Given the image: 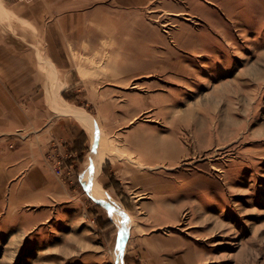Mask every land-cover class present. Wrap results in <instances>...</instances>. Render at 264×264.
<instances>
[{
  "label": "rangeland",
  "instance_id": "374dc122",
  "mask_svg": "<svg viewBox=\"0 0 264 264\" xmlns=\"http://www.w3.org/2000/svg\"><path fill=\"white\" fill-rule=\"evenodd\" d=\"M6 1L43 4L32 29L39 41L46 25L73 31L79 19L102 40L79 55L86 62L79 76L45 69L37 54V69L0 70L14 82L34 85L36 77L41 84L30 91L16 87L28 91L20 110L37 121L44 111L71 119L76 134L68 136L81 147L69 154L70 144L62 150L63 142L48 140L50 128L37 133L39 154L68 193L21 206L14 218L0 215V264H264V20L230 7L222 24L174 0ZM2 24L12 29V20ZM188 30L199 32L205 52L178 48L174 32ZM123 52L134 63L125 73L115 64ZM137 69L143 74H128ZM16 137L28 139L8 138ZM99 148L112 153L95 166ZM112 164L123 168L120 178Z\"/></svg>",
  "mask_w": 264,
  "mask_h": 264
},
{
  "label": "crops",
  "instance_id": "0c3cea01",
  "mask_svg": "<svg viewBox=\"0 0 264 264\" xmlns=\"http://www.w3.org/2000/svg\"><path fill=\"white\" fill-rule=\"evenodd\" d=\"M123 1L125 4L128 2V6H133V4L144 5L153 0ZM208 2L215 3L216 5ZM174 3L181 7L188 5V11L192 14H195L196 9L204 10L212 16V19L214 18L222 24V12L228 15L230 7H235L238 14L250 15L252 13L253 17L250 19L253 21L257 20L258 23L264 20V0H174ZM42 5L38 3L22 4L18 1L7 2L6 0H0V23L4 24L11 20L13 22L12 29L9 31H7V25L3 29L0 28V70L6 67L7 63L15 65V69L19 70L29 69L30 71L31 69H37L38 67L35 65L31 67L32 64H35L32 61L33 58L31 59V55L37 54L40 55L39 60L41 63L43 61L45 69L48 68L50 70L51 66H53L57 71L75 70L77 76H79L78 71L86 69V62L81 60L79 55H83L84 57L86 53L91 51V48H95L96 46L100 48L102 40L100 30L95 27L93 31H90V29L85 30L84 21L80 19L77 22V29L73 31L59 29L52 23V28H49L50 25L45 26L44 34L40 35L41 40L39 41L38 33H35L32 29H35V24L39 21L36 12ZM250 5L253 6V11L246 9ZM216 7H220V9L218 10ZM173 11L179 14L183 13L181 9H174ZM216 14H220L222 17L217 18L215 17ZM112 18L111 15L108 17L109 24L112 22ZM224 20L226 21L225 18ZM114 21H117V19ZM205 21H210V18H207ZM97 22L100 23V20H97ZM121 31L123 32V30ZM121 31L120 33H122ZM124 35L126 36V34ZM210 35L208 38L212 39ZM113 36L112 34V38ZM69 38L72 40H62ZM200 38L199 32L195 30L174 32L175 44L186 53L205 52L207 46L202 44ZM146 39L148 40V35ZM149 42L154 48L153 41L149 39ZM72 53H76L78 57L76 60L70 61L68 56ZM42 54L48 56L43 58ZM58 54H64L67 61L62 62L61 58L54 57V55ZM127 58L123 52L122 57L120 56L115 61L117 68L123 70V73L132 69L134 65ZM7 68L10 67L7 66ZM140 72L141 70L137 69L135 72L128 74L130 76L143 74ZM3 78H0V215L4 214L8 216L11 214L14 218L21 206L27 204L39 205L43 202L38 200H44V203H48L50 198H57L63 195V192L68 193L66 181L54 173L52 165L46 160L45 153L44 155L39 154V152L43 153V149L41 148L40 150L36 146V142L41 140L39 135L42 133H37L41 132L44 128H50L49 132L51 135L48 140L52 142L53 140H58L57 142H53L54 144L63 142V146L61 147L60 145L62 150H67L68 146L66 143L70 144L71 149L66 151L69 154L71 151L72 154L74 153L78 156L81 147L74 134L72 138L68 136V131L69 133L71 131L76 134V127L71 119L69 121V119L64 117V120L59 118L54 121L52 114L48 112L47 115L46 111H44L43 118L37 121L33 119L31 111L20 110V106H22L19 101L20 96L26 93L27 89H23L20 92V89L16 87H21V85L24 87L29 86L28 90L30 91L33 86L41 84L37 82L36 77L30 74V78L35 82L34 85H32L27 77L26 79L25 77H21L25 80L22 82L19 80L14 82L12 79ZM47 81L45 77L43 86L46 85ZM21 130L25 133L17 132ZM15 133H19L20 138L23 136V140L28 139L23 142L18 137H16L15 141L9 140L8 137ZM31 134H34L35 138ZM69 162L68 160V165L71 167ZM114 168L115 165L112 164L110 169L114 170ZM122 170L123 168L114 170L118 178L122 176Z\"/></svg>",
  "mask_w": 264,
  "mask_h": 264
},
{
  "label": "bare ground",
  "instance_id": "6f19581e",
  "mask_svg": "<svg viewBox=\"0 0 264 264\" xmlns=\"http://www.w3.org/2000/svg\"><path fill=\"white\" fill-rule=\"evenodd\" d=\"M52 70H54V67L53 66H51V71ZM52 77H54V73L52 74ZM54 80H55V77L53 78ZM165 81V80H164ZM56 88V87H55ZM57 89V88H56ZM236 91V90H235ZM147 105V104H146ZM189 108V107H188ZM56 110H59V111H67V110H69L68 108H60V107H58V106H56ZM201 112V111H200ZM235 123V122H234ZM231 124V123H230ZM226 126H228V125H226ZM231 126V125H230ZM182 128V127H181ZM184 128V127H183ZM225 128V127H224ZM223 128V129H224ZM203 129V128H202ZM192 130V129H191ZM229 130H231V129H229ZM228 130V131H229ZM188 131H190V130H188ZM233 131V130H232ZM206 132V131H205ZM231 132V131H230ZM191 133V132H190ZM172 134V133H171ZM183 134V133H182ZM209 134V133H208ZM226 134H227V132H226ZM181 135V134H180ZM188 135V134H187ZM193 135V134H192ZM191 135V136H192ZM216 135V134H215ZM154 136V135H153ZM159 136V135H158ZM182 136V135H181ZM207 136V135H206ZM183 137V136H182ZM188 137H190V136H188ZM193 137V136H192ZM191 137V138H192ZM208 137V136H207ZM98 138V137H97ZM177 138H179V137H177ZM195 138V137H194ZM221 139H222V136H221ZM169 140V139H168ZM170 141V140H169ZM183 141V140H182ZM186 141V140H185ZM192 141V140H191ZM190 141V142H191ZM194 141V140H193ZM192 141V142H193ZM99 144H102V145H106L107 143H106V138L104 137V135L102 136H99V141H97ZM196 142H197V140H196ZM207 142V141H206ZM186 143V142H185ZM189 143V142H188ZM186 145H187V143H186ZM198 145V144H197ZM101 146V145H100ZM99 146V147H100ZM193 146V145H192ZM108 147V146H107ZM167 147V146H166ZM101 148H102V146H101ZM190 148V147H189ZM167 150V149H166ZM112 153V151H111V149H109V148H107L106 150H104L103 149V152L101 153L100 152V148H99V150L97 151V154H95V157H94V163H95V166L98 164V165H100V163H101V161H103L104 160V158H106V156H107V153ZM183 154V153H182ZM181 154V155H182ZM187 155V154H186ZM97 156H99L98 157V159L99 160H97L96 159V157ZM186 157V156H185ZM160 159H163V157H160ZM183 159V158H182ZM216 168V167H215ZM86 173L88 174V171H86ZM109 204V203H108ZM110 209V208H109ZM119 209V208H118ZM122 209V208H121ZM123 209H124V207H123ZM115 213H117V212H115ZM113 216H114V214H113ZM125 216V215H124ZM124 218V217H123ZM127 224V223H126ZM129 226V225H128ZM121 227V226H120ZM130 228V227H129ZM130 230V229H129ZM204 240V239H203ZM122 263V262H121Z\"/></svg>",
  "mask_w": 264,
  "mask_h": 264
}]
</instances>
